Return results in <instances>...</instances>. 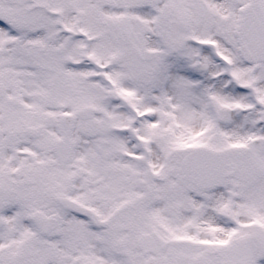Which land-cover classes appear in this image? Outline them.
I'll return each instance as SVG.
<instances>
[{"label": "snow or ice", "instance_id": "obj_1", "mask_svg": "<svg viewBox=\"0 0 264 264\" xmlns=\"http://www.w3.org/2000/svg\"><path fill=\"white\" fill-rule=\"evenodd\" d=\"M0 264H264V0H0Z\"/></svg>", "mask_w": 264, "mask_h": 264}]
</instances>
